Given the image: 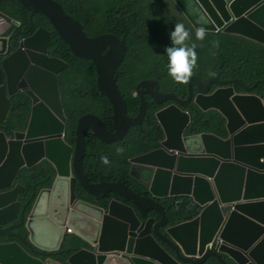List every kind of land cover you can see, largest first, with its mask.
<instances>
[{
    "label": "water",
    "instance_id": "water-1",
    "mask_svg": "<svg viewBox=\"0 0 264 264\" xmlns=\"http://www.w3.org/2000/svg\"><path fill=\"white\" fill-rule=\"evenodd\" d=\"M33 15L46 16L72 53L91 60L100 93L113 107L115 132L94 114L78 120L76 143L66 142V117L58 75L68 64L49 55L52 34L38 29L11 52V40L21 22L0 10V124H7L11 98L25 93L32 104L24 131L7 137L0 131V235L17 241L0 244V264H264V96L238 93V80L190 78L186 99L160 92L156 80L137 86L140 111L128 115L116 71L123 62L125 37H88L84 26L56 0H20ZM195 29L243 36L264 45V0H172ZM194 83L198 91L194 93ZM212 84L219 85L209 93ZM151 97L157 104L173 101L157 114L165 139L159 148L130 160L132 174L150 172L141 196L124 181L91 183L84 171L86 136L104 144L122 140L145 119ZM191 102L204 112L216 110L227 120L228 137L213 133L186 135ZM5 127V128H6ZM2 128V127H0ZM48 161L55 171L49 188L39 191L28 216L16 184L23 168ZM77 183L104 198L117 193L133 208L111 200L106 208L78 198ZM187 196L202 211L189 222L165 228L168 218L160 199ZM162 219L148 218L149 211ZM144 219V220H143ZM19 221L18 224L14 222ZM24 226L26 236L14 229ZM68 229L90 245L66 262L53 259L62 252ZM229 259V260H227ZM231 261V262H230Z\"/></svg>",
    "mask_w": 264,
    "mask_h": 264
},
{
    "label": "trees",
    "instance_id": "trees-1",
    "mask_svg": "<svg viewBox=\"0 0 264 264\" xmlns=\"http://www.w3.org/2000/svg\"><path fill=\"white\" fill-rule=\"evenodd\" d=\"M56 1L60 2L64 10L84 26L88 37L102 34H113L120 39L125 37L127 53L116 71V79L126 101L128 114L132 118L139 113L140 98L136 95V90L142 81L156 80L162 93L176 94L183 99H186L189 94L188 84L176 83L167 71L168 57L165 49L171 46L169 33L174 30L176 23H183L189 30L188 45L195 43L197 46L198 59L192 77L198 76L203 82L211 77H218L224 81L238 80L234 86L239 93H248L247 86L253 88L250 93L264 96V45L243 36L222 32H206L202 41L197 40L196 31L178 12L172 0ZM0 10L22 23L14 35L13 50L22 40L32 36L38 29L44 28L52 34L49 55L68 64V68L58 75L64 111L68 118L66 142L75 146L78 120L86 114L98 116L106 123L109 130L114 131L113 108L99 91L94 63L89 59L75 56L70 47L59 38L48 18L40 13L33 15L20 0H0ZM217 40L219 47L213 48V42ZM216 87V84H212L210 91ZM194 91L197 92L196 84H194ZM147 101L148 108L143 123L131 127L123 140L104 144L91 132L87 134L84 171L91 183L124 181L138 194L149 196L144 184L145 178L137 179L132 176L129 160L158 148L164 135L156 113L171 101L157 104L150 97H147ZM11 105L8 135L15 130L26 129L31 114V100L24 93H18L11 98ZM185 110L191 116L190 126L186 130L187 135L207 132L223 138L228 136L227 120L220 112L215 110L203 112L194 103ZM118 147L125 148L123 155L117 154ZM102 156H108L110 163L103 164ZM54 174L52 164L47 161H42L31 169L23 168L20 171L16 183L27 189L24 203L31 202L26 214L30 211L38 192L52 185ZM76 194L79 199L100 207H106L113 199L132 205L131 201L117 193H110L105 198L91 195L78 183ZM176 200L188 199L161 200L172 225L192 220L201 211L197 205H194L191 211L178 208L173 205ZM150 216L160 218V215L155 212H150ZM17 231L21 234L25 233L24 228ZM14 240L15 238L0 236V244ZM83 247L90 246L79 237L69 235L62 252L53 255V258L66 262L72 254ZM213 264H219L218 260L214 259Z\"/></svg>",
    "mask_w": 264,
    "mask_h": 264
},
{
    "label": "clouds",
    "instance_id": "clouds-1",
    "mask_svg": "<svg viewBox=\"0 0 264 264\" xmlns=\"http://www.w3.org/2000/svg\"><path fill=\"white\" fill-rule=\"evenodd\" d=\"M173 2V1H172ZM174 3V2H173ZM176 6V5H175ZM177 7V6H176ZM64 9V8H63ZM179 10V9H178ZM180 11V10H179ZM181 12V11H180ZM183 15V14H182ZM74 18V17H73ZM185 18V17H184ZM16 19V18H15ZM75 19V18H74ZM189 23V22H188ZM190 24V23H189ZM192 27V26H191ZM193 28V27H192ZM194 29V28H193ZM195 30V29H194ZM113 35V34H112ZM205 35H206V28H204V27H200V28H198L197 30H196V33H195V36H196V39L197 40H203L204 38H205ZM169 36H170V41H171V46H169V47H166V49H165V52H166V54H167V57H168V63H167V71H168V75L176 82V83H178V84H188L189 83V80H190V78L192 77V75H193V70H194V68L196 67V65H197V59H198V56H197V52H196V44L195 43H193V44H191V46H189L188 45V43H187V41L190 39V32H189V30H187L186 28H185V25L183 24V23H176L175 24V26H174V30H172L170 33H169ZM52 39V38H51ZM219 47V41L217 40V41H214L213 42V48H218ZM15 51V50H14ZM14 51H11V52H14ZM53 57V56H52ZM122 64V63H121ZM210 75H214V73H210ZM198 77V76H197ZM58 79H59V77H58ZM209 79V78H208ZM117 80V79H116ZM207 80V79H206ZM202 81V80H201ZM158 82V81H157ZM203 82V81H202ZM194 84H196V83H194ZM197 85V84H196ZM234 85V84H233ZM160 87V86H159ZM220 86L219 85H217V87L215 88V89H218ZM119 88V87H118ZM210 88H211V86H210ZM214 89V90H215ZM213 90V91H214ZM188 91H189V89H188ZM197 91H198V88H197ZM213 91H209V93H212ZM161 92V91H160ZM18 93H23V92H18ZM17 93V94H18ZM136 93H137V90H136ZM194 93L196 94L197 92H195L194 91ZM239 93V92H238ZM16 94V95H17ZM25 94V93H24ZM252 94H254V93H252ZM137 95V94H136ZM189 95V94H188ZM258 95V94H257ZM138 96V95H137ZM179 96V95H178ZM261 96V95H260ZM139 97V96H138ZM147 97H149V96H146V100H147ZM179 97H181V96H179ZM188 97V96H187ZM13 98V97H12ZM62 98V97H61ZM151 98V97H150ZM182 98V97H181ZM152 99V98H151ZM11 100V99H10ZM31 100V99H30ZM108 100V99H107ZM153 100V99H152ZM169 101H171V100H169ZM63 102V101H62ZM148 102V101H147ZM165 102H168V101H165ZM165 102H163V103H165ZM110 103V102H109ZM162 103V104H163ZM191 103H194V102H191ZM190 103V104H191ZM171 104H173V101H171ZM170 104V105H171ZM189 104V105H190ZM140 105H141V102H140ZM112 106V105H111ZM169 106V105H168ZM167 106V107H168ZM188 107V106H187ZM11 108H12V105H11ZM113 108V107H112ZM148 108V107H147ZM166 108V107H165ZM165 108H162L161 110H163V109H165ZM31 109H32V104H31ZM128 110V109H127ZM185 110V109H184ZM139 111H140V109H139ZM160 111V110H159ZM158 111V112H159ZM186 111V110H185ZM216 111V110H215ZM157 112V113H158ZM187 112V111H186ZM204 112V111H203ZM10 113H11V111H10ZM10 113H9V115H8V118H9V116H10ZM156 113V114H157ZM139 114V113H138ZM87 115V114H86ZM113 115H114V112H113ZM129 115V114H128ZM30 117H31V114H30ZM98 117V116H97ZM137 117V116H136ZM135 117V118H136ZM191 117V116H190ZM8 118H7V122H8V126L6 127V125L7 124H0V127H2V129L0 130V131H3L5 134H6V136L7 137H11V136H13L14 135V133L15 132H17V131H24V130H15V131H13L12 132V134L11 135H8L7 134V130H9L10 129V124H9V121H8ZM81 118V117H80ZM79 118V119H80ZM132 118V117H131ZM157 118V117H156ZM134 119V118H133ZM226 119V118H225ZM30 120V119H29ZM102 120V119H101ZM103 121V120H102ZM112 121H113V123H114V120H113V116H112ZM158 121V120H157ZM68 122V121H67ZM104 122V121H103ZM29 123V122H28ZM143 123V122H142ZM158 123H159V121H158ZM190 123H191V121H190ZM78 124V123H77ZM106 124V123H105ZM141 125V124H140ZM28 126V125H27ZM137 126V125H136ZM159 126H160V128L162 129V127H161V125H160V123H159ZM189 126H190V124H189ZM188 126V127H189ZM227 126V125H226ZM6 127V128H5ZM108 127V126H107ZM133 127V126H132ZM187 127V128H188ZM27 128V127H26ZM187 128H186V130H187ZM109 129V128H108ZM111 131V130H110ZM162 131H163V135H164V130L162 129ZM89 132H91L90 130H89ZM88 132V133H89ZM111 132H115V124H114V131H111ZM227 132H228V130H227ZM205 133H207V132H205ZM185 134H186V131H185ZM198 134H202V133H198ZM187 135V134H186ZM192 135H195V134H192ZM87 137V136H86ZM228 137V136H227ZM226 137V138H227ZM97 138V137H96ZM125 138V137H124ZM123 138V139H124ZM223 138V137H222ZM66 139V138H65ZM98 139V138H97ZM122 139V140H123ZM165 139V135H164V138L161 140V141H163ZM121 141V140H120ZM160 141V142H161ZM118 142V141H117ZM160 142H159V145H160ZM112 144V143H111ZM72 146V145H71ZM85 146H86V144H85ZM74 147V146H73ZM158 148H159V146H158ZM158 148H156V149H158ZM155 150V149H154ZM153 151V150H152ZM116 152H117V154H119V155H123L124 154V152H125V148L124 147H118L117 149H116ZM150 152V151H149ZM148 153V152H147ZM145 154V153H144ZM142 155V154H141ZM85 156V155H84ZM139 156V155H138ZM136 157V156H135ZM134 158V157H133ZM132 159V158H131ZM130 159V160H131ZM130 160H129V162H130ZM101 161H102V163L103 164H105V165H107V164H109L110 163V161H109V158H108V156H102L101 157ZM48 162V161H47ZM130 164H131V174H132V163L130 162ZM83 165H84V161H83ZM22 170V169H21ZM20 173V172H19ZM86 174V173H85ZM143 175L145 176V182H144V184H146V182L149 180V178H150V172L148 171V170H146V169H144V168H142V169H140L139 170V176H140V178L138 177H135V178H137V179H142L143 178ZM132 176H133V174H132ZM134 177V176H133ZM18 178V177H17ZM54 180V179H53ZM104 182H108V181H104ZM118 182V181H117ZM99 183V182H98ZM17 184V183H16ZM20 185V184H19ZM127 185V184H126ZM77 186V185H76ZM146 186V185H145ZM49 188V187H48ZM146 188H147V186H146ZM133 190V189H132ZM147 190H148V188H147ZM26 191H27V189H26ZM149 192V191H148ZM39 193V192H38ZM113 193V192H112ZM137 193V192H136ZM38 195V194H37ZM140 195V194H139ZM22 196V195H21ZM21 196H20V198H21ZM109 196V195H108ZM142 196V195H141ZM151 195H150V193H149V196H146V197H150ZM37 197V196H36ZM105 197H107V196H105ZM104 197V198H105ZM101 198V197H100ZM168 198H187L188 200H183V201H180V200H176L174 203H173V205L174 206H176V207H178V208H183V209H186L185 207L186 206H183V202H188V204L190 205V208L189 209H187L188 211H191L192 209H193V206L194 205H197V206H199L198 204H196V203H194L193 202V200H192V198H190V197H187V196H182V197H168ZM36 199V198H35ZM35 199H34V201H35ZM164 199H166V198H164ZM82 200V199H81ZM113 200H115V199H113ZM161 200H163V199H160L159 200V202L161 203ZM33 201V202H34ZM84 201V200H83ZM111 201V200H110ZM109 201V202H110ZM118 201V200H117ZM130 201V200H129ZM22 202V204L24 205V204H27L29 201H27L26 203H23V201H21ZM87 202V201H86ZM119 202H121V201H119ZM132 202V201H131ZM89 203V202H88ZM122 203H124V202H122ZM31 204V202H29V204H28V207H29V205ZM33 204V203H32ZM92 204V203H91ZM124 204H126V203H124ZM93 205H96V204H93ZM126 205H128V204H126ZM162 205V204H161ZM32 206V205H31ZM96 206H98V205H96ZM130 206H132L133 208H135L134 207V204H133V202H132V205H130ZM163 206V205H162ZM28 207H27V209H28ZM100 207V206H99ZM107 207V206H106ZM106 207H101V208H106ZM200 207V206H199ZM164 208V207H163ZM201 208V207H200ZM27 209H26V211H25V216L27 217L28 216V214H29V212H28V214H26V212H27ZM30 210H31V208H30ZM135 210H137L136 208H135ZM164 210H165V208H164ZM201 211H202V208H201ZM201 211H200V213H201ZM150 212H155V213H157V214H159L160 215V218H156V217H151L150 216ZM165 213H166V211H165ZM200 213L196 216V217H198L199 215H200ZM166 216H167V214H166ZM195 217V218H196ZM148 218H155L157 221H160L161 219H162V216H161V214L160 213H158V212H156V211H153V210H151V211H149V213H148ZM167 218H168V224L165 226V227H163V228H161V231H162V233H164V230H165V228H168V227H171V226H175V225H178V224H181V223H184V222H189V221H192V220H194V219H192V220H189V221H181L180 223H177V224H175V225H172L171 224V220H169V217L167 216ZM144 220V219H143ZM19 223V221H16V222H14V224H18ZM12 224H8V225H6L7 227H9V226H11ZM4 226H2V227H0V228H3ZM6 228V227H5ZM21 228H24V226H21V227H18V228H16V229H14V231L16 232V233H19L20 235H22V236H26V230H25V228H24V230H25V233L24 234H21L20 232H18L17 230H20ZM69 235H75L74 234V231L73 230H71V229H68V236ZM1 236V235H0ZM67 236V237H68ZM76 236V235H75ZM4 237H6V236H4ZM78 237V236H77ZM8 238H14V237H8ZM14 241H17V238H15V240ZM14 241H10V242H14ZM3 243H7V242H2L1 244H3ZM86 243V242H85ZM65 245V244H64ZM89 245V244H88ZM90 246V245H89ZM64 247V246H63ZM84 248H86V247H84ZM91 247H89V248H87V249H90ZM54 259V258H53ZM217 260V259H216ZM227 260H229V259H227ZM213 262H214V259H213V261L211 262V263H207V264H213ZM219 262V261H218ZM231 262V261H230ZM220 264V263H219Z\"/></svg>",
    "mask_w": 264,
    "mask_h": 264
},
{
    "label": "flooded vegetation",
    "instance_id": "flooded-vegetation-1",
    "mask_svg": "<svg viewBox=\"0 0 264 264\" xmlns=\"http://www.w3.org/2000/svg\"><path fill=\"white\" fill-rule=\"evenodd\" d=\"M174 5H175V4H174ZM176 8H177V7H176ZM177 9H178V8H177ZM178 12H180V11H178ZM180 14L182 15L181 12H180ZM20 27H21V26H20ZM20 27H19V28H20ZM15 33H16V32H15ZM15 33H14V35H15ZM14 35H13V39L11 40V46H12V50H11V51H14V50H13V47H14ZM17 48H18V46H17ZM17 48H16V49H17ZM16 49H15V50H16ZM170 104H171V103H170ZM170 104H168V105H170ZM168 105H167V106H168ZM167 106H165V107H167ZM165 107H164V108H165ZM143 178H145L144 175H143ZM26 193H27V191H25V193H23L22 196H21V198H20L21 201H23V203H24V199H25V197H26ZM183 206H186V207H185L186 209H189V208H190V205L188 204L187 201H186V202H183ZM5 227H7V226H4L3 228H5Z\"/></svg>",
    "mask_w": 264,
    "mask_h": 264
},
{
    "label": "crops",
    "instance_id": "crops-1",
    "mask_svg": "<svg viewBox=\"0 0 264 264\" xmlns=\"http://www.w3.org/2000/svg\"><path fill=\"white\" fill-rule=\"evenodd\" d=\"M263 162H264V159H263Z\"/></svg>",
    "mask_w": 264,
    "mask_h": 264
},
{
    "label": "rangeland",
    "instance_id": "rangeland-1",
    "mask_svg": "<svg viewBox=\"0 0 264 264\" xmlns=\"http://www.w3.org/2000/svg\"><path fill=\"white\" fill-rule=\"evenodd\" d=\"M184 17V16H183Z\"/></svg>",
    "mask_w": 264,
    "mask_h": 264
}]
</instances>
